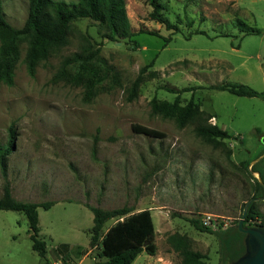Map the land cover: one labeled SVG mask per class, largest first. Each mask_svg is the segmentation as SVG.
Wrapping results in <instances>:
<instances>
[{
  "label": "rangeland",
  "instance_id": "rangeland-1",
  "mask_svg": "<svg viewBox=\"0 0 264 264\" xmlns=\"http://www.w3.org/2000/svg\"><path fill=\"white\" fill-rule=\"evenodd\" d=\"M2 2L6 20L22 29L28 0ZM125 2L136 36L111 41L93 20H77L68 44L42 61L34 77L25 63L27 39H21L14 84L0 83V152L9 146L10 129L15 132L7 178L0 166V197L8 182L20 201L54 202L38 209L49 264H105L90 247V206L150 210L162 253L167 237L181 233L208 264H229L219 237L190 220L207 219L215 232L239 225L258 194L253 171L264 181V99L214 89L239 83L264 94V0H161L159 15L176 26L171 30L153 19L148 1ZM75 54H93L88 68L99 91L90 100L83 85L69 80L81 68V62L65 64ZM151 62L147 73L158 75L147 77L129 101V88ZM62 71L68 80L58 77ZM167 88L192 89L179 95L181 104L193 98L215 116L210 123L232 135L226 149L204 143L194 124L180 128L152 113L154 98L175 101ZM137 126L161 136L138 133ZM255 210L252 227L264 229V199ZM46 260L33 250L25 214L0 211V264Z\"/></svg>",
  "mask_w": 264,
  "mask_h": 264
},
{
  "label": "trees",
  "instance_id": "trees-1",
  "mask_svg": "<svg viewBox=\"0 0 264 264\" xmlns=\"http://www.w3.org/2000/svg\"><path fill=\"white\" fill-rule=\"evenodd\" d=\"M153 8L151 16L167 29L176 28L166 18L160 16L159 8L161 0H146ZM29 13L26 23L22 29L13 27L4 16V5L0 0V83L12 86L14 84L16 64L20 57V42L24 37L27 39L28 50L25 58L28 73L34 77L39 64L47 60L51 53L61 49L68 44V38L72 23L80 19H91L99 26L105 28L109 33L111 41L131 40L137 35L133 31L126 12L125 0H77L75 3L63 0H28ZM156 35L157 33H150ZM171 39H168L170 41ZM134 42V41H133ZM93 54L89 56L75 54L65 64L81 62L79 73L69 80L76 85L85 87V98L90 100L98 93L97 75L88 68ZM154 62L140 69L138 76L129 88V101L138 97L139 89L145 79L156 78V71L148 72ZM60 79L68 80V74L62 71L58 76ZM221 91H228L234 95L245 97H259L264 99V94L259 93L251 87L228 83L214 87ZM192 89L178 90L167 88V91L177 95L174 102H159L156 98L151 101L152 113L162 115L165 118L174 119L180 128L188 124H194L195 135L204 143L214 148L226 149V140L232 135L221 129L218 125L210 123L215 116L202 110L193 98L187 105H182L179 95ZM138 133L148 136H161L157 131L134 127ZM14 128L10 129L11 140L7 149L0 152V166L2 173L7 178V161L11 154L15 140ZM254 168V167H253ZM257 172V171H253ZM255 180L256 198L251 199L244 227H252L251 220L256 214V201L264 199V181L260 183ZM262 178V177H261ZM54 202L34 203L24 202L16 199L11 191L10 184L6 182L3 194L0 197V211H15L25 214L29 223L30 239L33 242V250L42 258L47 259V243L40 238L39 208L50 209ZM94 215L93 227L90 230V247L98 248V258L105 259V264H132L143 252L155 255L157 246L155 244L156 230L150 210L134 212L131 207L106 210L100 207H89ZM111 220L117 222L106 228ZM195 229L201 232L216 234L223 246L226 262L233 264L246 253V234L241 232L238 225L225 230L213 231L204 226L198 220H190ZM167 244L179 258V264H208L207 257L192 248V239L181 233H173L167 237ZM49 264V260H46Z\"/></svg>",
  "mask_w": 264,
  "mask_h": 264
},
{
  "label": "water",
  "instance_id": "water-1",
  "mask_svg": "<svg viewBox=\"0 0 264 264\" xmlns=\"http://www.w3.org/2000/svg\"><path fill=\"white\" fill-rule=\"evenodd\" d=\"M254 173L257 175L260 183H263L260 174ZM256 200L258 199H254V201ZM250 203L251 201L246 204L242 219L238 225L240 231L247 235L245 239L246 253L233 264H264V229L244 227V219Z\"/></svg>",
  "mask_w": 264,
  "mask_h": 264
},
{
  "label": "crops",
  "instance_id": "crops-1",
  "mask_svg": "<svg viewBox=\"0 0 264 264\" xmlns=\"http://www.w3.org/2000/svg\"><path fill=\"white\" fill-rule=\"evenodd\" d=\"M155 244L157 246L155 255H149L146 252H143L136 258V260L132 264H177L180 261V259L177 257V254L171 250L167 243L165 253H162L160 251L157 242ZM90 254L91 250L87 251L84 257L80 260V263H82Z\"/></svg>",
  "mask_w": 264,
  "mask_h": 264
},
{
  "label": "built area",
  "instance_id": "built-area-1",
  "mask_svg": "<svg viewBox=\"0 0 264 264\" xmlns=\"http://www.w3.org/2000/svg\"><path fill=\"white\" fill-rule=\"evenodd\" d=\"M204 226L208 227L211 229V221L207 220V219H204L203 223H202Z\"/></svg>",
  "mask_w": 264,
  "mask_h": 264
}]
</instances>
